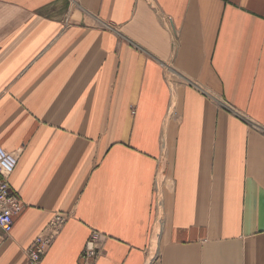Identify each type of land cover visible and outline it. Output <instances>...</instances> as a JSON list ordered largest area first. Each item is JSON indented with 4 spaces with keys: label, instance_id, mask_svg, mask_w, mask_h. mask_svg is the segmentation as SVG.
I'll return each mask as SVG.
<instances>
[{
    "label": "crops",
    "instance_id": "obj_1",
    "mask_svg": "<svg viewBox=\"0 0 264 264\" xmlns=\"http://www.w3.org/2000/svg\"><path fill=\"white\" fill-rule=\"evenodd\" d=\"M0 147V264H264V0H0Z\"/></svg>",
    "mask_w": 264,
    "mask_h": 264
},
{
    "label": "built area",
    "instance_id": "obj_2",
    "mask_svg": "<svg viewBox=\"0 0 264 264\" xmlns=\"http://www.w3.org/2000/svg\"><path fill=\"white\" fill-rule=\"evenodd\" d=\"M19 153L0 147V232L7 236L13 226V216L22 208V203L9 184ZM67 219L64 212H55L44 229L25 250V264H41L42 258ZM105 238L98 231H91L79 256L81 264H93L100 254L101 242Z\"/></svg>",
    "mask_w": 264,
    "mask_h": 264
},
{
    "label": "bare ground",
    "instance_id": "obj_3",
    "mask_svg": "<svg viewBox=\"0 0 264 264\" xmlns=\"http://www.w3.org/2000/svg\"><path fill=\"white\" fill-rule=\"evenodd\" d=\"M160 212H161V210H160ZM161 218L162 217V214L161 213H159V216H158V218ZM161 223V222H160ZM161 226H162V224H159V223H156L155 224V226H154V229H153V233H152V238H153V240H157V237H158V235H159V233H160V230H161Z\"/></svg>",
    "mask_w": 264,
    "mask_h": 264
},
{
    "label": "rangeland",
    "instance_id": "obj_4",
    "mask_svg": "<svg viewBox=\"0 0 264 264\" xmlns=\"http://www.w3.org/2000/svg\"><path fill=\"white\" fill-rule=\"evenodd\" d=\"M165 212L167 214V209L165 208ZM158 263V257H156V259L154 260V263L153 264H157Z\"/></svg>",
    "mask_w": 264,
    "mask_h": 264
}]
</instances>
